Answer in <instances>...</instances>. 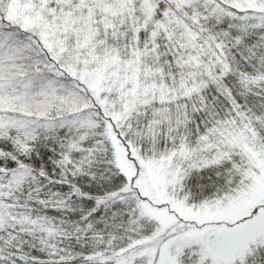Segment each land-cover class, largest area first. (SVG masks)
Returning <instances> with one entry per match:
<instances>
[{"label": "snow or ice", "instance_id": "snow-or-ice-1", "mask_svg": "<svg viewBox=\"0 0 264 264\" xmlns=\"http://www.w3.org/2000/svg\"><path fill=\"white\" fill-rule=\"evenodd\" d=\"M0 264H264V0H0Z\"/></svg>", "mask_w": 264, "mask_h": 264}]
</instances>
